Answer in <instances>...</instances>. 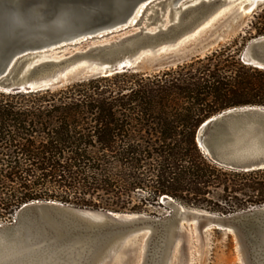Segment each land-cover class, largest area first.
Masks as SVG:
<instances>
[{
	"label": "trees",
	"instance_id": "obj_1",
	"mask_svg": "<svg viewBox=\"0 0 264 264\" xmlns=\"http://www.w3.org/2000/svg\"><path fill=\"white\" fill-rule=\"evenodd\" d=\"M247 32L150 72L0 90V220L49 200L114 212L168 201L218 215L264 206V169L226 168L196 142L209 118L264 106V69L242 57L264 23Z\"/></svg>",
	"mask_w": 264,
	"mask_h": 264
},
{
	"label": "water",
	"instance_id": "obj_2",
	"mask_svg": "<svg viewBox=\"0 0 264 264\" xmlns=\"http://www.w3.org/2000/svg\"><path fill=\"white\" fill-rule=\"evenodd\" d=\"M232 3L254 4L252 12L264 0H0V90L32 92L176 65L190 54L172 51ZM142 4L162 5L150 22H139L143 9L132 23ZM242 57L264 67V36L250 41ZM196 142L226 168L264 169V106L209 118ZM188 221L199 232L233 230L253 264H264V206L221 216L176 205L173 215L149 218L51 200L25 203L12 223L0 222V264H109L140 235L144 262L168 264Z\"/></svg>",
	"mask_w": 264,
	"mask_h": 264
},
{
	"label": "rangeland",
	"instance_id": "obj_3",
	"mask_svg": "<svg viewBox=\"0 0 264 264\" xmlns=\"http://www.w3.org/2000/svg\"><path fill=\"white\" fill-rule=\"evenodd\" d=\"M161 5L157 4L156 6L144 9L143 16L139 22H150L152 18L156 17V11ZM262 23H264V3L259 4L252 12L248 13L240 11L238 3H232L230 8L218 16L204 30L172 52L175 54L189 53L190 55L186 60H190L196 56H203L220 45L231 43L235 39L238 40V43H241L242 37L248 34L247 31H250L254 35L255 27H261ZM255 38L247 41L245 48ZM182 207L200 211V209ZM252 208L259 207L252 206L249 209ZM175 210L176 204L164 201V204L149 206L140 212L125 211L118 213L140 214L149 218H162L173 215ZM235 213L221 216H229ZM14 218V216H9L1 219L0 222L12 223ZM196 225L195 221L183 223L184 238L178 241L168 264H253L251 258L240 248V242L233 230L211 227L206 231L199 232L196 230ZM143 244L144 236L140 235L132 243L120 250L109 264H146L144 262V254L146 252L143 249Z\"/></svg>",
	"mask_w": 264,
	"mask_h": 264
},
{
	"label": "bare ground",
	"instance_id": "obj_4",
	"mask_svg": "<svg viewBox=\"0 0 264 264\" xmlns=\"http://www.w3.org/2000/svg\"><path fill=\"white\" fill-rule=\"evenodd\" d=\"M244 3V2H243ZM242 3L240 9L241 10H244V12L248 13L250 12V10L253 8L254 4H251V5H244ZM143 9H145V4H142L137 12V16L136 18H132L130 19L132 23H134L137 19V17L141 14V12L143 11ZM226 9L223 8L221 9L219 12H217L215 15H213L207 22H205L202 26L198 27L197 29H195L189 36H193L195 35L198 31H200L201 29H203L204 27L208 26L213 20L216 19V17L220 16ZM259 66L260 68H264L263 66H260V65H257Z\"/></svg>",
	"mask_w": 264,
	"mask_h": 264
}]
</instances>
